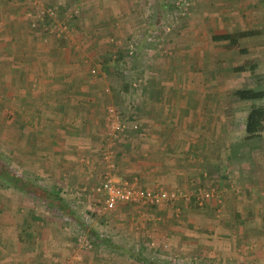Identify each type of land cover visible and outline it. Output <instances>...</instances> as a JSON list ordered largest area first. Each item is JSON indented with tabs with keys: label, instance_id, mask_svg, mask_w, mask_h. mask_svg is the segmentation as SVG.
Returning a JSON list of instances; mask_svg holds the SVG:
<instances>
[{
	"label": "crops",
	"instance_id": "obj_1",
	"mask_svg": "<svg viewBox=\"0 0 264 264\" xmlns=\"http://www.w3.org/2000/svg\"><path fill=\"white\" fill-rule=\"evenodd\" d=\"M71 2L0 0V137L4 139L11 130L13 152L19 154L20 160V165L16 166L29 175L26 181H21L33 188L36 182L32 179L39 176L41 184L74 185L76 190L79 185L91 187L105 177H111L120 183L138 180L145 188L176 189L191 195L192 185L196 183L219 188L228 186L229 180L235 178L237 188L245 190L248 174L243 163L239 164L244 152L243 133L234 134L233 140L228 137L230 128L238 127L237 115L230 125V114L220 109L214 111L209 98L196 100L192 105V80L163 82L161 85L169 97L164 104L158 103L156 110L159 92L154 89L158 83H150L149 89L138 96L139 92L133 93L124 80L114 75L126 55L132 59L135 54L138 57L153 52L146 45L153 33L135 34L133 19L99 18L101 14L96 15L101 10L97 0L83 1L85 8L75 24L79 32H75L73 39H69L64 31L48 33L30 27L28 12L40 8L37 3L44 6L57 3L70 12ZM111 2L105 6L118 11L119 1ZM129 32L139 38L135 46L117 40ZM156 35L161 49L155 51L148 69L175 74L184 68V72L191 73L192 38L186 37L185 53L182 54L179 31L162 38L160 33ZM78 44L83 52L76 54L74 48ZM106 59H110L108 63L104 61ZM138 61L132 65L139 64ZM98 62L103 68L106 64L107 71L99 70L91 75L89 67ZM131 71L125 69L124 72ZM107 85L111 86L110 93L105 91ZM181 89L185 90L182 92ZM110 104L123 110L125 130L115 143L118 152L114 167L108 170L99 155L106 141L107 107ZM241 127L245 130V119H242ZM26 186L23 189L15 186L17 189H13L17 191L0 193V264H67L71 252L69 244L49 242L53 238L50 234L56 232L57 226L48 221L33 220L31 213L41 196H34L36 193ZM49 189V192L40 190L44 194L41 198L61 201L62 197H57V188ZM228 197L229 202L241 199L239 192L233 190ZM124 206H128L130 215H135L130 204H121L114 211H120ZM190 206L183 201L179 206L182 209H177L176 205L150 207V212L155 209L162 214V223L154 227L158 233H153L162 242L159 241L155 249L163 254L166 249L161 247L167 239L169 257L143 256L146 244L141 240H129L133 226L121 225L130 221L121 218L117 224L118 236H122L119 241L113 244L108 242L111 240L98 239L94 252L83 256L81 264H192V254H200L204 249L208 253L214 252L217 259L222 255L226 264H232L229 259L234 254V264L261 263L260 259L264 257L260 256L257 243L240 246L243 243L231 245L217 239L216 242L192 241V226H200L202 220L192 214ZM117 215L116 212L112 216ZM125 215L127 213L123 212L121 217ZM209 229L221 232V239L222 235L230 233L223 228ZM234 230L244 231L239 226ZM212 233L210 237L214 235ZM102 248L113 251L108 254ZM247 253L252 256L251 260L240 255Z\"/></svg>",
	"mask_w": 264,
	"mask_h": 264
},
{
	"label": "rangeland",
	"instance_id": "obj_2",
	"mask_svg": "<svg viewBox=\"0 0 264 264\" xmlns=\"http://www.w3.org/2000/svg\"><path fill=\"white\" fill-rule=\"evenodd\" d=\"M76 1L79 7L77 16H69L67 9L61 6L65 12H68L64 14L63 11L61 18L66 23L72 24L70 27H75V32H79L75 24H77L78 19L81 18V10L83 7L85 8V4L83 2L84 0H72V2ZM116 1H119L118 4H121L122 7H118V11H116L117 9L113 10L105 6L112 3L111 0H97V6H99L101 12H97L96 16L101 14L99 18L108 19L111 16H114V18L117 16L118 18L116 19H133L132 22L134 23L135 34L143 35L146 34V32L153 33L152 38H149L146 42V45L148 44L147 48L153 50V52H149L150 55H140L141 57H137L134 51L135 55L132 54V59L128 56L129 54L126 55L125 60L119 63L114 75L124 80V83L132 89L133 93L139 92L138 96L149 89L150 83H158L157 89H154L159 92L156 110L159 107L158 103H160V105L164 104L166 97H169L166 96V91L161 85L163 82L181 81L184 83L192 80V105L196 100L200 101L209 98L212 107H214V111L220 109L224 113L230 114L228 115L230 125H232L231 123L233 121H236L234 115H237L238 127L230 128L229 140L235 139L232 138L234 134L243 133L242 144L244 152L242 159L239 160V164L243 163V167L248 174L247 179L249 182L248 186H245V190L243 188H237L235 178L231 179V182L229 180L228 186L219 188L196 183V185H192V196L197 195L199 190L206 189L212 192V195L204 205L201 207L195 206V202L192 200H179L176 203L177 209L183 208L179 207L183 201L190 204L191 206L189 209L192 210V214H195L197 219L199 218V220H202L200 226H192V241L205 240L206 242H216L215 239H217L231 245L236 242H238L237 244L243 243L240 246H250L251 244L257 243L261 251L260 256L263 258L264 168L259 167L257 163H255V153L259 151V148H264V141L263 139L259 141V138L256 137H247L244 128L241 127V123L242 119H245L252 104L264 107V98L255 101L240 100L234 95V91L242 88L264 90V0ZM37 4H39L41 8L46 7L42 3ZM243 30L255 31V33L245 37H238L237 45H232L228 40H214L212 37L213 35L225 33L235 34ZM173 31H179V33L185 37L181 36L182 45L180 49L182 54L185 53L183 45L186 37L192 38V72H184V68H181L180 71L175 72V74L150 71V69H148L151 68L150 59L154 56L158 48L161 49L156 34L160 33V37H167L171 35ZM132 35L133 34L130 32L127 35L123 34V37H117V40L121 39L120 41L123 43L125 42L126 45H134L136 40L138 42L139 38ZM109 36L114 37L113 34ZM113 41H116V38H114ZM80 51L81 53L83 52L82 46H80ZM74 52L76 54L80 53L76 52L75 48ZM166 57H168V53ZM109 60L110 59H106L104 61L108 63ZM134 61H138L139 64L132 65ZM105 67L103 68L102 64L98 62L95 66L89 67V72L91 75H95L99 73V70L102 72L107 71ZM93 69L95 72H92ZM125 69L132 71L125 73ZM105 89V91L111 92L110 85L105 86ZM181 90L183 92L185 89ZM132 99H134V97H132ZM128 105L132 107L131 102H129ZM108 106L113 107L114 110L119 113L122 123L125 125L123 110L112 104ZM152 106L153 111H155V106L153 104ZM124 130L125 129H123V132L119 135L120 138ZM105 139L104 150H100L101 154L99 155V160L102 159V162L109 170L114 167V158L117 156L118 152L115 143L119 140V137L110 140L106 135ZM12 147V135L10 130L6 133L4 139L0 137V165H3L11 174L17 175L21 180L26 181L29 175L23 173V168H18L16 166L18 164L20 165V160L18 159L19 154L17 152L14 153ZM32 180L36 182L35 186L41 188V190L43 189V191L49 192V187L52 189L56 187L58 190L57 197L59 198L61 196L66 200L64 201L62 198H60L61 201L55 199V201H52L53 206H48L47 202H45L46 200L40 197L36 201V209H33V213L31 214L33 215L34 221H38L39 223L48 221L49 223L56 224V232L50 234L53 235V238L51 237L49 242L63 241L69 244L71 252L67 257V264H81L83 256L86 254L88 255L89 252H94L93 249L98 239L105 241L108 239L111 240L108 242L116 244L119 238L122 237L118 236L117 225L118 222L121 221V218L130 220L128 223L124 222V224L121 225L128 224V227H130V225L131 227L133 226V234H130L129 240H141L146 244L145 246H147V249L142 252L143 256L147 258H151L152 256L166 258L170 256L167 252L170 250L167 239H165L161 247L166 249L163 254L158 253V250L155 249L158 242H162L159 236L153 234L157 232L154 227H159L162 223V214L159 213L158 210L152 209L150 212L149 207L145 208L143 213L132 216L128 213V206H124V209L116 211L118 215L113 218L112 215L116 213L114 210L106 212L98 211L99 197L93 192L95 184L91 187H89L90 185H83L82 187L79 185L78 187L80 188L75 190L76 186L74 185H64L60 187V185L54 186L55 184H41L38 182L40 180L39 176L37 179L34 178ZM133 182L140 185L138 180H133L130 183ZM13 188L16 187L12 183L6 181V179H0V193L7 191L11 192L15 190ZM236 188L238 191H236ZM232 190L234 192H239L241 195V199H239L238 202L228 201L229 197L227 198V196ZM62 200L69 208L67 211H61L57 208ZM118 207H121V204L117 206V208ZM131 207L133 206L131 205ZM123 212H126L127 215L121 217ZM45 218V221L42 220ZM46 224L44 226L49 227V225ZM204 225L208 227L206 228ZM238 226L244 231L239 233L235 232L234 229ZM209 227L223 228L224 230H228V232L230 231V233L222 235L223 238L221 239V237H219L221 232L211 230ZM212 231L214 235L210 237V235L213 234ZM216 235L219 238H214ZM86 243L91 246L88 247ZM102 249H104L102 251H106L108 254L113 251L107 248ZM151 249L154 253H152ZM81 252H83V255ZM208 252L209 251L204 249L203 251L200 250V254H192V264H226L227 260H224L221 254L222 257L219 256V259H217L215 258L214 252ZM234 255L229 259L230 263L232 261V264H234ZM240 255L243 256L245 260L252 259V256L248 253ZM171 256L173 257V255ZM208 260H212V262H206ZM260 260V264H264V259Z\"/></svg>",
	"mask_w": 264,
	"mask_h": 264
},
{
	"label": "built area",
	"instance_id": "obj_3",
	"mask_svg": "<svg viewBox=\"0 0 264 264\" xmlns=\"http://www.w3.org/2000/svg\"><path fill=\"white\" fill-rule=\"evenodd\" d=\"M78 2H72L69 16H77ZM64 9L59 4L37 8L34 12H28L30 17V27L34 30H42L48 33H58L64 31L69 39L75 38V30L61 18ZM67 14L68 12H63ZM76 52H80V46H75ZM92 72H95L93 69ZM107 137L110 140L116 139L123 132L124 125L118 112L113 107L107 108ZM93 192L99 197L98 211H113L119 204H130L134 213L140 214L145 208L152 206L176 205L180 200H190L192 194L181 193L177 190H166L163 188H145L136 183H120L111 177H105L96 184ZM212 195L210 190H199L195 197V203L203 206ZM86 245L90 247V244Z\"/></svg>",
	"mask_w": 264,
	"mask_h": 264
},
{
	"label": "trees",
	"instance_id": "obj_4",
	"mask_svg": "<svg viewBox=\"0 0 264 264\" xmlns=\"http://www.w3.org/2000/svg\"><path fill=\"white\" fill-rule=\"evenodd\" d=\"M255 31H240L237 33H225L220 35H213L214 40H228L232 45H237L238 37H245L248 35L254 34ZM234 95L240 99V100H249V101H255L260 100L264 98V90H253L250 88H242V89H236L234 91ZM245 133L247 137L249 138H259V141L263 139L264 141V107L258 106L256 104H252L249 108V111L246 114L245 117ZM264 145V144H263ZM255 163L259 167L264 168V148L260 149L255 153ZM6 179V181L12 183L14 186H16L19 189H23V187L26 186L25 182L21 181V178L17 175H13L8 171L6 168H4L3 165H0V179ZM25 184V185H24ZM27 189H30L31 191H34V196L39 195L42 198H44V194L40 191L41 189L33 188L26 186ZM37 196V197H39ZM192 201H196L195 197L192 198ZM48 206H53V202L46 200ZM46 204V203H45ZM195 206H198L196 203H194ZM155 206H152L151 208H154ZM200 207V206H198ZM57 208L61 211H67L69 208L67 205L63 202H60L58 204Z\"/></svg>",
	"mask_w": 264,
	"mask_h": 264
}]
</instances>
